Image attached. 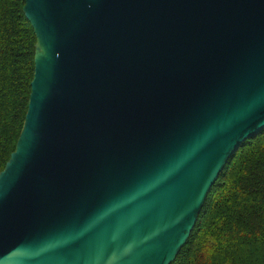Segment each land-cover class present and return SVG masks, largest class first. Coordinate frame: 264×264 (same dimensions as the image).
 I'll return each instance as SVG.
<instances>
[{
    "label": "water",
    "instance_id": "95a60500",
    "mask_svg": "<svg viewBox=\"0 0 264 264\" xmlns=\"http://www.w3.org/2000/svg\"><path fill=\"white\" fill-rule=\"evenodd\" d=\"M24 125L0 264H173L264 130V0H26Z\"/></svg>",
    "mask_w": 264,
    "mask_h": 264
},
{
    "label": "trees",
    "instance_id": "16d2710c",
    "mask_svg": "<svg viewBox=\"0 0 264 264\" xmlns=\"http://www.w3.org/2000/svg\"><path fill=\"white\" fill-rule=\"evenodd\" d=\"M26 0H0V172L20 137L35 73ZM173 264H264V130L227 162Z\"/></svg>",
    "mask_w": 264,
    "mask_h": 264
}]
</instances>
